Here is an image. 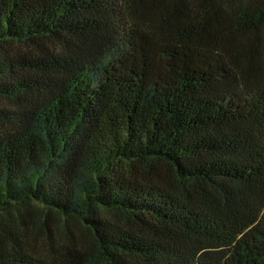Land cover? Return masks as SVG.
<instances>
[{"label":"trees","instance_id":"trees-1","mask_svg":"<svg viewBox=\"0 0 264 264\" xmlns=\"http://www.w3.org/2000/svg\"><path fill=\"white\" fill-rule=\"evenodd\" d=\"M0 264H264V0H0Z\"/></svg>","mask_w":264,"mask_h":264},{"label":"rangeland","instance_id":"rangeland-1","mask_svg":"<svg viewBox=\"0 0 264 264\" xmlns=\"http://www.w3.org/2000/svg\"><path fill=\"white\" fill-rule=\"evenodd\" d=\"M31 219L35 220L34 217H32ZM69 225L76 232H77V229L79 231V227L76 223L75 224L71 223ZM54 227H55L54 223L49 222V230L50 231H48V233H47L49 235L47 240H46V236L43 235V234H46V231L41 232L42 234H40L39 232L33 234L32 240H33L34 244L36 245V248H37L36 252L40 253L41 252L40 247H41L42 248L41 256L43 258L49 259L48 261H50V259L58 260L62 257L63 254H62V252H60L58 257L55 256V252H56L55 249H58L59 247H65V248H68L70 250V254L72 256L78 257V253L76 250L80 249L82 245L80 244L79 246H77V248H75L76 250H72L74 247L71 246L68 236L65 235L64 233L58 231V230L56 231V228H54ZM77 234H78V232H77ZM85 238L88 239V236L85 235ZM78 240H79V238H78ZM49 246L52 247L53 249H50ZM62 262H64V261H62Z\"/></svg>","mask_w":264,"mask_h":264}]
</instances>
